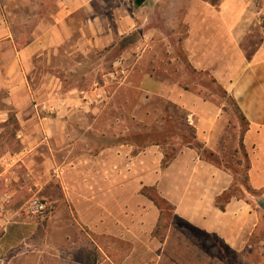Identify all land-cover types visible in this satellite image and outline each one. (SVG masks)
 <instances>
[{"label": "crops", "instance_id": "0c3cea01", "mask_svg": "<svg viewBox=\"0 0 264 264\" xmlns=\"http://www.w3.org/2000/svg\"><path fill=\"white\" fill-rule=\"evenodd\" d=\"M149 3L0 0V263L18 261L32 246L40 264L46 255L56 264H224L164 220L145 193L150 189L188 228L233 250L242 245L249 205L232 200L219 208L217 199L233 178L194 148L183 147L164 166L160 144H79L81 130L101 138L106 132L93 123L76 125L78 115L96 121L100 105L111 98L108 86L139 70L142 40L149 39L154 21L142 15ZM173 3L183 14L171 15L165 78L153 75L151 66L139 86L127 80L119 86L184 110L196 140L211 151L225 116L206 86L219 89L247 122L242 144L250 152L249 184L264 189V0ZM111 51L113 69L94 81L93 90H62L72 87L68 72L82 65L74 57ZM35 197L55 206L46 222L27 210ZM116 243L129 247L123 258L114 249L106 253Z\"/></svg>", "mask_w": 264, "mask_h": 264}, {"label": "rangeland", "instance_id": "374dc122", "mask_svg": "<svg viewBox=\"0 0 264 264\" xmlns=\"http://www.w3.org/2000/svg\"><path fill=\"white\" fill-rule=\"evenodd\" d=\"M174 1L177 0L169 1L170 6H166L165 0H150V3L142 13L143 16H153L154 21L148 27L149 39L142 40L141 46L143 49L139 58V70L126 79L127 84L128 81H132L136 86H139L142 77L146 73H151V66H154L153 75L158 79L165 78V39L167 40V34L171 30V15L183 14V7H180L179 11H174L178 9L173 3ZM206 1L211 2L215 6L219 2V0ZM182 25L181 23V29L185 32V27ZM135 39H137L136 36L129 38L126 44H133L136 41ZM115 55L116 53L111 51L110 53H94L86 57H74L73 63L77 62L82 65L80 70L68 72V74H71L69 75V82L72 87L65 86L62 90L69 88H76L80 91L93 90L95 88L93 86L94 81H101L103 75L111 70ZM99 65L100 71L92 72ZM122 81L114 79V82L108 86L109 97L111 96V98L105 104L100 105L101 112L95 118L96 121L93 122V119L89 117L83 119L81 113L78 115L79 119L76 120V125L87 126L93 123L96 128L106 132L105 138H101L97 135L85 134L81 130V135L79 136L80 145L111 146L117 141L131 140L141 143L148 139L149 143L162 145L164 155H168L170 158L176 155L183 147L188 145L195 146L199 143L196 140L194 125L187 119L184 110L172 103H167L161 97L149 96L146 98L143 90L126 85L121 87L119 82L123 83ZM202 82H206L204 77H202ZM206 87L210 89L212 96L215 95V98H212L213 102L218 107L223 108L225 120L222 128L223 133L217 143L216 151H211L202 145L203 150L200 151L199 156L204 162L224 170L233 178V193L237 198L229 200L225 207L232 200L247 202L250 216L247 223L248 228L243 233L242 245L233 250L226 247L215 236L206 235L188 228L186 223L174 217L173 209L167 210L163 218L165 220V216H170L172 218L171 222L179 229L185 230L190 235L189 237L194 239L204 252L220 259L224 264H264V210L260 207V203H264V189H253L246 179L251 168L250 152L248 153L242 144L243 136L247 129V122L243 119L236 104L223 96L219 89H215L212 85ZM134 116H137V120L133 119ZM146 132H151L152 134L147 138ZM161 132L164 133L163 136L159 135ZM205 151L213 153L217 163L209 160L207 158L208 153ZM248 187L251 189L247 190ZM147 193L157 195L152 190H148ZM158 233L162 234L163 231L160 230ZM110 244L113 246L112 243ZM113 249L119 252L120 258H123L129 251V247L123 243H116L114 247L107 246L106 253L109 254ZM15 251H11L10 257L14 255ZM81 257L82 254L78 253L77 258L80 259ZM43 259L46 264H56L53 257L49 255H46ZM60 259H65V255L62 254ZM36 260L37 264H40V258L34 255V247L31 246L23 250V255L18 261L13 260L9 263L0 264H35Z\"/></svg>", "mask_w": 264, "mask_h": 264}, {"label": "trees", "instance_id": "16d2710c", "mask_svg": "<svg viewBox=\"0 0 264 264\" xmlns=\"http://www.w3.org/2000/svg\"><path fill=\"white\" fill-rule=\"evenodd\" d=\"M167 119V118H166ZM243 119L245 120V118L243 117ZM246 121V120H245ZM152 133L151 132H146L145 135L146 137L148 138V136H150ZM163 132H161V134L159 135H162L163 136ZM117 143H131V144H135L139 147H145L149 144H159V143H149L148 139H145L143 142H136V141H131V140H124V141H117ZM187 147H191V148H194L195 150H197V152L200 154V151L203 150V147L200 143H197V145L193 146V145H188ZM206 152V151H205ZM208 153V152H206ZM175 155L171 156L169 158V156H165V161H164V166H167L173 159H174ZM207 158L209 160H211L212 162H216V160L214 159V154L213 153H208V156ZM248 174H247V182L249 183V179H248ZM250 187V186H249ZM247 190H250L251 188H249ZM152 191H155L154 189H150ZM148 190H145V193H147ZM157 194V193H155ZM149 197L155 202V204L157 205V207L161 210L162 214H163V217H164V213L166 214L167 210H172V207L167 203V201H165L164 199H162L158 194L157 195H151V194H148ZM233 198H237V196L233 193V185L231 186V188L225 192L223 195H221L218 199H217V205L219 204V207L223 210L225 208V204L227 202H229V200L233 199ZM165 219L168 220V221H171L172 218L170 216H165ZM189 227V226H188ZM192 229V228H190ZM194 230V229H192ZM183 232L188 236H190L185 230H183ZM193 241V243L197 244L198 243L194 240V239H191Z\"/></svg>", "mask_w": 264, "mask_h": 264}, {"label": "built area", "instance_id": "2783aa9c", "mask_svg": "<svg viewBox=\"0 0 264 264\" xmlns=\"http://www.w3.org/2000/svg\"><path fill=\"white\" fill-rule=\"evenodd\" d=\"M27 210L35 215L39 222H46L54 212L55 206L50 202L35 197L29 202Z\"/></svg>", "mask_w": 264, "mask_h": 264}, {"label": "water", "instance_id": "95a60500", "mask_svg": "<svg viewBox=\"0 0 264 264\" xmlns=\"http://www.w3.org/2000/svg\"><path fill=\"white\" fill-rule=\"evenodd\" d=\"M146 0H133V2L138 5V6H141L145 3ZM260 207L264 210V203H260Z\"/></svg>", "mask_w": 264, "mask_h": 264}]
</instances>
